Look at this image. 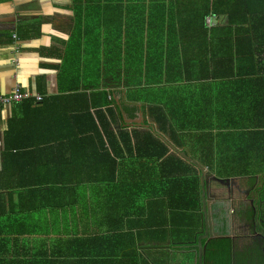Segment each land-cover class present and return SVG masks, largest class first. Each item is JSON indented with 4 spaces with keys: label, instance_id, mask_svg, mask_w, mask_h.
<instances>
[{
    "label": "crops",
    "instance_id": "crops-1",
    "mask_svg": "<svg viewBox=\"0 0 264 264\" xmlns=\"http://www.w3.org/2000/svg\"><path fill=\"white\" fill-rule=\"evenodd\" d=\"M216 3L222 10L264 13V0H122L123 10L132 5L151 21H144L153 35L141 39L138 75H147L150 61L157 64L150 74L173 81V134L160 133L148 113L142 123L124 116L135 125L124 127L132 140L136 129L167 148L165 157L148 163V174L125 164L127 153L116 157L104 134L101 143L98 134L57 132L66 126L52 116L45 122L32 116L30 131L7 133L20 105L0 107L3 259L135 264L134 252L137 264H198L197 240L204 233L199 164L213 174L207 182L213 230L231 240L232 264H264V35H203L204 24L208 30L227 25L225 16L212 17L215 26L206 21L212 15L204 21L202 14L214 12ZM95 12V0H0V95L17 84L41 96L94 90L83 83L68 89L61 74L83 77L85 53L73 56V66L69 45L79 22ZM214 57L225 67L215 70ZM38 125L50 131L37 133ZM195 156L207 157L212 168ZM182 240L186 244L177 245ZM125 252L130 256L124 262Z\"/></svg>",
    "mask_w": 264,
    "mask_h": 264
},
{
    "label": "trees",
    "instance_id": "trees-1",
    "mask_svg": "<svg viewBox=\"0 0 264 264\" xmlns=\"http://www.w3.org/2000/svg\"><path fill=\"white\" fill-rule=\"evenodd\" d=\"M235 2L240 4L242 0H235ZM95 4L96 12L84 24L79 22L69 45V51L73 53L72 57L85 53L83 77L61 74V79L68 83V89L71 85L83 83L89 89L94 90L90 93L74 92L43 96L40 101L35 98L25 100L17 104L20 105V116L9 122L7 133L30 131L32 116H35L39 122L41 120L45 122L48 116H52L53 123L57 118L66 126L57 132L94 133L99 135L101 143L105 142L101 136L104 134L116 157L124 158L127 153L128 160L125 164L134 168L137 175H141L140 168L143 166L148 174L150 170L148 163H154L165 157L167 148L162 149L151 133L139 132L136 129H132L135 135V140H132L130 133L124 127L135 125L126 123L124 116L134 119L140 112L142 115L148 113V118L159 124L160 133H167L166 130H168L169 134H173L172 124H176L173 109L174 94L173 87L168 86L173 81L168 75L153 76L150 74V65L157 66L150 61L146 62L147 75H138L139 72L142 73V69L140 71L142 63L137 60L138 54L140 55L141 39L143 36L153 35L148 32V28L144 27L145 22L150 23L151 21L146 19V15L144 16L139 8L131 5L129 11L123 10L122 0H95ZM234 6H244V4ZM209 15H212L211 18L225 16L227 25L224 28L215 26L208 30L204 24L202 34L205 36L208 35V31L210 35L219 37L225 35L254 38L264 35V29H260L264 26V13L255 11L253 8L233 7L229 10H222L216 3L214 12L202 14L204 21ZM233 26H237V29L234 30ZM132 49H138L136 50L138 53H134ZM73 58L76 61L71 58V64L76 66L77 58ZM79 61L81 63V60ZM223 64L220 58L212 59V67L215 70L220 69ZM123 65L127 68L125 69ZM259 68L264 69V61L261 62ZM108 83L112 87L110 91H107ZM139 104H142V107ZM118 122L122 125L115 131L112 126H117ZM49 129V127L43 126L42 128L38 125L36 132H49ZM115 133L120 139H117ZM142 139L144 140L141 141ZM80 141L84 142L88 139ZM92 141L95 140L92 139ZM38 143L37 145H40L44 142ZM144 146L148 150L147 153L143 151ZM106 154L109 156L107 150ZM196 159L212 168L207 157L197 156ZM190 181L191 186H195V195L199 202V182L197 178ZM190 232L195 234L193 230ZM221 233L225 235L223 231ZM7 241L8 239L5 242ZM183 244H186L184 240L177 245ZM119 255H116V260ZM132 255L137 264V254L133 252ZM121 256V260L125 262V256L129 257L130 253L125 252ZM95 263L110 264L111 262L103 260ZM0 264H32V262H8L0 256ZM204 264H232L231 240L227 237H220L209 241L204 255Z\"/></svg>",
    "mask_w": 264,
    "mask_h": 264
},
{
    "label": "water",
    "instance_id": "water-1",
    "mask_svg": "<svg viewBox=\"0 0 264 264\" xmlns=\"http://www.w3.org/2000/svg\"><path fill=\"white\" fill-rule=\"evenodd\" d=\"M139 122V120L137 121ZM198 169L200 170V183H201V192H202V211L204 217V233L199 236L197 240V248H198V264H204V255L207 248V243L215 238L221 237L218 233L213 230V222L211 220V211L209 209L210 201L212 200L209 195L207 182L209 178L213 177V174L208 172L204 167L199 164H196ZM203 240H206L205 244L202 243Z\"/></svg>",
    "mask_w": 264,
    "mask_h": 264
},
{
    "label": "built area",
    "instance_id": "built-area-1",
    "mask_svg": "<svg viewBox=\"0 0 264 264\" xmlns=\"http://www.w3.org/2000/svg\"><path fill=\"white\" fill-rule=\"evenodd\" d=\"M209 26H213V23L208 21ZM35 98L36 100L40 101L42 100L43 96L40 94H31L27 90H23L20 85H15L12 92L8 95H2L0 96V105H7V104H13V103H21L25 100Z\"/></svg>",
    "mask_w": 264,
    "mask_h": 264
},
{
    "label": "rangeland",
    "instance_id": "rangeland-1",
    "mask_svg": "<svg viewBox=\"0 0 264 264\" xmlns=\"http://www.w3.org/2000/svg\"><path fill=\"white\" fill-rule=\"evenodd\" d=\"M66 15H64V17H65ZM68 16V15H67ZM213 24H215V23H213ZM17 33V32H16ZM16 33H14L13 34V40H14V36L16 35H18V34H16ZM17 46H18V48H17ZM20 47H19V45H18V43L16 42V40H14V47H13V51H12V53L14 52L15 54H17L18 53V49H19ZM14 62H16V60L14 61ZM13 64H15V63H13ZM16 67V66H15ZM13 90V89H12ZM24 90V89H23ZM12 92V91H11ZM10 92V93H11ZM10 93H8V94H10ZM8 94H5V95H8ZM5 106H9V104H7V105H2V107H5Z\"/></svg>",
    "mask_w": 264,
    "mask_h": 264
},
{
    "label": "bare ground",
    "instance_id": "bare-ground-1",
    "mask_svg": "<svg viewBox=\"0 0 264 264\" xmlns=\"http://www.w3.org/2000/svg\"><path fill=\"white\" fill-rule=\"evenodd\" d=\"M206 21H207V24H208V21H210L211 23H216L211 17L210 18H207ZM213 26H215V24H213ZM14 40H17V36L16 35L14 36ZM138 120H139V122H137ZM135 121L137 123H142L143 122V115H142L141 112L138 114V118Z\"/></svg>",
    "mask_w": 264,
    "mask_h": 264
}]
</instances>
